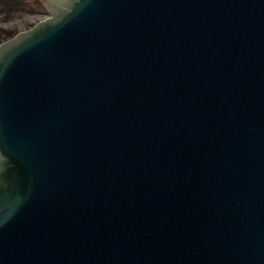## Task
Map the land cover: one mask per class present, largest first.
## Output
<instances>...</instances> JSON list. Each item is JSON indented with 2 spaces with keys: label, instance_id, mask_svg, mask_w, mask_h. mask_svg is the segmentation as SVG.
<instances>
[{
  "label": "water",
  "instance_id": "obj_1",
  "mask_svg": "<svg viewBox=\"0 0 264 264\" xmlns=\"http://www.w3.org/2000/svg\"><path fill=\"white\" fill-rule=\"evenodd\" d=\"M44 2L0 45V264H264V0Z\"/></svg>",
  "mask_w": 264,
  "mask_h": 264
},
{
  "label": "trees",
  "instance_id": "obj_2",
  "mask_svg": "<svg viewBox=\"0 0 264 264\" xmlns=\"http://www.w3.org/2000/svg\"><path fill=\"white\" fill-rule=\"evenodd\" d=\"M47 12L40 0H0V18H10L22 13L41 15ZM1 22V20H0ZM19 31L0 26V45Z\"/></svg>",
  "mask_w": 264,
  "mask_h": 264
},
{
  "label": "rangeland",
  "instance_id": "obj_3",
  "mask_svg": "<svg viewBox=\"0 0 264 264\" xmlns=\"http://www.w3.org/2000/svg\"><path fill=\"white\" fill-rule=\"evenodd\" d=\"M49 16V12H45L41 15L22 13L10 18H0V26L7 29H17L22 32L31 24L35 25Z\"/></svg>",
  "mask_w": 264,
  "mask_h": 264
}]
</instances>
